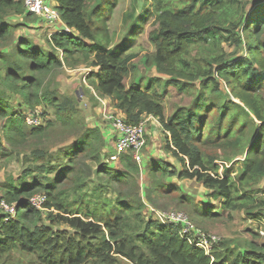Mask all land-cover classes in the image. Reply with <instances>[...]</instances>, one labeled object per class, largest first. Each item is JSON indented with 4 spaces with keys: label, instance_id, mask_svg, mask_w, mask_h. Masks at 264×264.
Here are the masks:
<instances>
[{
    "label": "trees",
    "instance_id": "obj_1",
    "mask_svg": "<svg viewBox=\"0 0 264 264\" xmlns=\"http://www.w3.org/2000/svg\"><path fill=\"white\" fill-rule=\"evenodd\" d=\"M54 1L61 26L47 36L45 47L27 38L18 41L16 58L19 62H15L14 70L4 66L0 73V81L8 92L23 100L34 112L44 100L40 77L63 64L69 67L79 64L80 56L76 58V55L90 56L89 66L95 69L87 77L96 94L108 96L113 106L124 113L127 123L137 124L141 115L152 114L158 117L163 131L169 133V137L165 136V149L182 162L183 168L170 171L167 161L155 159L151 169L158 180L152 190L161 188L167 195L174 189L180 190L162 181L167 174L195 179L213 190L214 197L222 199L221 209L244 210L255 219H264L262 205H253L254 193H258L253 187L264 178V3L259 2L248 12L249 0H142L141 10H138L139 0H129L119 33L108 23L122 0ZM8 10L25 18L32 15L25 10L23 0H0V37L9 34L10 27L5 22ZM148 23L152 25L148 39L155 48L153 65L158 73L169 76L162 82L163 92L171 86L182 96L191 97L188 104L177 107L170 116H165L155 88L160 86V78H147L145 82L140 77L134 79L132 60L136 55L127 53L136 35ZM239 29L245 33L244 39L236 34ZM222 42L235 47L244 44L245 56L231 60L233 56H228ZM193 50L196 57L191 55ZM1 61L4 64V57ZM25 68H29L26 75L22 72ZM129 77L131 81L126 84ZM219 80L226 82L231 95L241 104L227 94L222 103L208 102L206 93L219 92ZM4 99L0 95V120H4L2 137L7 144L15 146L30 137L46 135L49 123L28 126L24 119L26 113L13 111ZM231 107L237 110L233 117L244 118L241 121L234 118L221 133L224 119L230 118L227 111ZM215 109L217 136L206 143L199 135L200 125L206 113ZM249 114L257 121L252 129L246 126L254 123L248 121ZM66 119L72 120L71 116ZM245 132H250L248 149L236 175L228 174L227 167L219 174L214 162L219 154L207 156L202 146L216 144L224 150H241L244 147L241 136ZM104 139L100 128L85 129L70 145L69 157L88 151L90 159L100 164V145L103 147ZM1 146L0 141V151L4 152ZM72 159L53 180L45 183L34 180L22 184L20 176L2 184L0 200L14 203L17 208L15 215L7 220L5 212L0 214V264L13 263L14 252L19 253V258L35 256L38 264H122V258L132 264H264V247L258 248L259 254L253 251L240 254L232 249H220L215 244L207 255L204 248L183 238L177 228L162 224L154 216L145 217L138 207L128 202L119 201L115 207H107L102 202L103 211L97 206L81 209L82 200L78 205L77 200H69L64 192L57 191L71 179ZM118 160L121 171L112 170L110 174L111 170L104 163L99 165L98 171L107 173L118 185L126 184L131 174L138 171V165L129 152L121 154ZM36 193L45 196L40 209L29 204V198ZM179 197L185 199L183 194ZM79 210L85 211L84 215L90 219L77 216ZM44 219L48 224H44ZM58 222L69 228H55Z\"/></svg>",
    "mask_w": 264,
    "mask_h": 264
},
{
    "label": "rangeland",
    "instance_id": "obj_2",
    "mask_svg": "<svg viewBox=\"0 0 264 264\" xmlns=\"http://www.w3.org/2000/svg\"><path fill=\"white\" fill-rule=\"evenodd\" d=\"M263 1L249 0L246 7L247 11L250 12L259 2V4L264 3ZM141 3L142 0H139L140 8L138 10H141ZM129 6V0L121 1V4L116 8L115 15L108 23L110 28H115L120 33V29L123 28L121 19ZM5 22L9 25L10 30L7 36L0 37V73H2V67L4 66L12 70L15 69V62L18 61L16 58L17 43L21 38H27L33 43L45 47L49 32H53L55 27L61 26L59 22L49 26L41 18L34 15L25 18L10 10L5 15ZM151 28L152 25L149 23L143 27L138 36L136 35L127 53L136 55L132 60V63L135 64L134 79L140 77L141 81L144 80L145 82L147 78H160V86L156 85L155 88L160 94L165 116H170L177 107L188 104L191 97L188 99L182 96L171 86L164 89L163 92L162 82L163 80H168L169 76L158 73L153 65L152 58L155 48L148 39V32ZM119 33L115 36L117 41L120 38ZM236 34L241 39H244L245 33L241 29ZM221 45L229 57L233 56L231 60H237L245 56L244 44L241 47H235L234 44L229 42H222ZM59 55L62 56L61 52ZM191 55L196 57V51L193 50ZM79 56L81 60L79 64L73 67L63 64L61 67L53 68L49 74L40 77L42 83L40 93L44 100L34 108V112L42 118L43 124L49 123V130L45 136L36 139L30 137V140L23 144L10 146L2 137L1 126L4 124V120H0V141L2 143L1 147L4 149V152L0 151V196L2 195V184L10 181L13 177L17 179L22 176V184L30 183L34 180L45 183L53 180L63 167L70 163L69 159L73 158L71 164L74 170L71 179L67 184H61L57 191L64 192L69 200H77L78 205L82 202L81 209L85 210V208L97 206L99 207L97 209L103 211L104 205L101 207L102 202H105L107 207H115L119 201H122L128 202L136 208L138 207V210L145 217H155L158 221L160 220V212L180 211L191 220L200 233L205 236H215L216 241L218 240L216 247L232 249L240 254L251 251L259 254L261 250L258 248L264 247V219H255L244 210L228 211L221 209L220 202L222 199L214 197L212 195L213 190L205 188L201 182L195 179L167 174L162 181L167 185H175L180 190L174 189L169 195L161 191V188L152 190L158 180L156 176L153 177V170L151 169V163L155 159L160 158L159 161H167V164L170 165V171L174 169L179 171L183 168L182 162L164 148L163 126L154 115L150 120L145 121L146 142L141 150V161L136 162L133 160L138 165V171L131 174L126 184L118 185L114 180L110 179L107 173L98 171L99 165L102 163L106 164L107 168L111 170L110 174H112V170H122L120 160L112 163L109 159V155L114 150L109 143V139L104 140L105 144L103 147L102 144L100 145V152L103 156L100 157V164L90 159L91 152L88 151L77 153L75 157L73 155L69 157L72 152L70 151V145L81 132L93 127H98L102 130L109 129V127L113 129L109 116L113 113L117 114L110 111L109 106H111V109L113 107L110 98L108 96H99L89 84L87 76L95 69L89 66L90 56L87 57L85 54H80L76 55V58ZM1 57L5 59L4 64L1 61ZM197 61L199 64L205 65V62ZM21 64L25 67L23 61ZM28 69L25 68L22 72L26 75L29 72ZM130 81L131 77L125 80V83L129 84ZM219 83V92L206 93L209 103L218 104L224 102L226 94L233 101L240 103L239 99L231 95L225 81L219 80ZM0 95L5 98L6 102H9L13 111L31 112L23 100L16 98L10 91L8 92L2 81H0ZM236 111L233 107L228 109L227 114L230 118L224 119L223 127L220 129L221 133L227 123L234 118L240 121L244 118L233 117ZM122 115L124 118L126 117L124 114ZM147 115H141L140 121L150 117ZM67 116H71L72 120L68 121L66 119ZM216 117V109L208 111L205 121L200 125L201 131L199 135L206 143L217 136ZM247 119L249 122H254L251 125H246L252 129L257 121L251 114L247 116ZM155 121H158V123ZM249 135L250 132H245L241 136V143L244 146L241 150L239 148L224 150L222 147H217L216 144H205L202 146L203 152L207 156L214 157L219 154L214 157V162L219 167V174H222L224 168L227 167L228 174L233 177L236 175L237 168L240 165L239 162L244 158L248 149L249 143H247V139ZM221 138L225 139V141H230L228 137L222 136ZM93 149L95 148L93 147ZM226 157L230 159L224 160ZM51 167L54 169L53 171L48 170ZM253 188L258 190V193H254L256 198L253 205L255 207L262 205V210L264 211V178ZM180 194L185 195V199H181L179 197ZM1 200L6 202L5 199ZM76 204H74L75 207L77 206ZM151 208L153 209V214ZM51 210L54 213L57 212L55 209ZM4 212L0 208V214ZM79 212L76 215L83 220L90 219L84 215L85 211L79 210ZM44 224H48L46 219H44ZM54 227L69 228L61 222L55 223ZM248 243L254 245V247H250ZM12 257L14 259H12L13 263L11 264H18L17 260H20L21 264H38L36 257L32 255H22L19 258V253L14 252ZM122 264L132 263L122 258Z\"/></svg>",
    "mask_w": 264,
    "mask_h": 264
},
{
    "label": "built area",
    "instance_id": "obj_3",
    "mask_svg": "<svg viewBox=\"0 0 264 264\" xmlns=\"http://www.w3.org/2000/svg\"><path fill=\"white\" fill-rule=\"evenodd\" d=\"M25 10L41 18L45 23L53 24L61 22L56 2L54 0H23ZM68 30V28H66ZM149 118L139 121L137 124H129L120 114H111L109 116L111 125L115 131L113 139V153L109 155V159L115 162L119 156L124 153H131L136 162L141 161V150L145 146V121L150 120L153 116L149 114ZM156 117V116H155ZM158 118V117H157ZM25 122L28 126H38L43 124L42 118L36 112H29L24 114ZM159 120V119H158ZM158 123V121H155ZM165 136L169 137L167 131H163ZM45 196L37 194L29 198V204L34 208H42L45 201ZM0 208L7 214L4 219L7 220L16 213L17 205L14 203H7L4 200L0 201ZM152 214L153 209L151 208ZM160 222L164 225L172 226L178 229V232L183 238H186L189 243L204 248L207 255H210L213 245L217 243L216 237L213 235L205 236L199 232L191 220L180 211H169L167 213H159ZM158 218V219H159Z\"/></svg>",
    "mask_w": 264,
    "mask_h": 264
},
{
    "label": "crops",
    "instance_id": "obj_4",
    "mask_svg": "<svg viewBox=\"0 0 264 264\" xmlns=\"http://www.w3.org/2000/svg\"><path fill=\"white\" fill-rule=\"evenodd\" d=\"M52 32V31H51ZM51 32H49V34L48 35H50L51 34ZM109 99V98H108ZM107 102V101H106ZM111 103H112V101H111ZM112 106H113V104H112ZM109 108H110V111H113V112H116L117 114H120V115H122V114H124L123 112H121L120 110H118L117 108H115L114 106L112 107V109H111V106H109ZM118 111V112H117ZM123 116V115H122ZM124 117V116H123ZM102 130V129H101ZM108 130V131H107ZM102 132L104 133V140H107V139H109V143L112 145L111 147H112V149H113V139H114V136H115V131H114V129H110V127H109V129H105V130H102ZM164 141H165V138H164ZM165 148V147H164ZM167 152H169V153H171L172 154V152H170V151H168L167 150ZM160 159V158H159ZM113 163V162H112Z\"/></svg>",
    "mask_w": 264,
    "mask_h": 264
}]
</instances>
